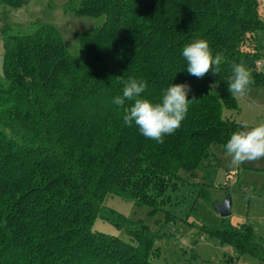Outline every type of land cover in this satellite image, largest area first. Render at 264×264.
Returning a JSON list of instances; mask_svg holds the SVG:
<instances>
[{"label":"trees","instance_id":"1","mask_svg":"<svg viewBox=\"0 0 264 264\" xmlns=\"http://www.w3.org/2000/svg\"><path fill=\"white\" fill-rule=\"evenodd\" d=\"M29 0H0L20 8ZM76 16H104L81 33L69 54L58 31L36 22L26 35L0 28V264H154L164 237L105 205L109 196L156 211L166 192L192 175L241 130L236 96L227 91L232 64L243 63L264 87L254 34L264 31L258 0H70ZM196 39L222 53L220 73L190 75L183 48ZM143 78L142 98L161 101L172 84L196 98L181 127L159 144L123 122V80ZM224 149V148H223ZM198 196L208 197L203 185ZM173 216L167 217V221ZM96 219L124 230L129 241L92 230ZM197 237L231 246L264 264V239L248 224L194 225ZM229 257L228 264H234ZM168 264V263H164Z\"/></svg>","mask_w":264,"mask_h":264},{"label":"rangeland","instance_id":"2","mask_svg":"<svg viewBox=\"0 0 264 264\" xmlns=\"http://www.w3.org/2000/svg\"><path fill=\"white\" fill-rule=\"evenodd\" d=\"M70 0H29L20 8L7 7L0 3V28L8 26L10 35H26L33 31L36 22L53 26L59 33L67 52L72 56L79 53L81 33L101 27L104 16L82 17L65 11ZM78 7L81 0H71ZM264 16V0H259ZM260 54L264 56V31L254 34ZM3 46L0 39V74L2 72ZM264 58V57H262ZM264 74V69L261 70ZM241 120L249 127L256 123L254 102L239 97ZM257 99L264 104V89ZM256 101V99H255ZM264 122V105L259 107ZM242 130V129H241ZM231 157L218 144L210 147L209 156L192 175L180 171V182L175 189H168L163 206L153 211L148 206H137L133 201L112 195L106 199L108 208L130 220L141 221L153 232L164 237L155 242L160 257L154 264H228L229 257L234 264H263L252 256H238L235 250L220 244L215 238L197 237L195 228L189 226L219 223L221 217L215 206L228 197L231 201L230 216L234 225L248 224L258 239H264V159L233 167ZM203 185L208 197L198 196L195 187ZM173 216L167 221V217ZM93 231L116 236L124 241L129 237L124 230L108 222L96 219Z\"/></svg>","mask_w":264,"mask_h":264},{"label":"clouds","instance_id":"3","mask_svg":"<svg viewBox=\"0 0 264 264\" xmlns=\"http://www.w3.org/2000/svg\"><path fill=\"white\" fill-rule=\"evenodd\" d=\"M182 56L187 62V72L194 77L203 78L209 71L220 73L223 55L219 52L213 55L205 39L187 44ZM231 67L232 75L226 82L227 91L233 96L243 97L251 91L254 83L252 75L242 62L233 63ZM147 86L145 79L129 76L123 80L122 95L115 96L112 103L124 107L126 102L134 101L130 107H124V124L129 127L134 124L145 138L163 144L165 136L174 134L181 127L196 98L189 99L190 85L180 83L172 84L163 93L161 101L153 103L141 97ZM241 129L233 132L223 145L233 167L264 159V122L254 127L244 123Z\"/></svg>","mask_w":264,"mask_h":264},{"label":"crops","instance_id":"4","mask_svg":"<svg viewBox=\"0 0 264 264\" xmlns=\"http://www.w3.org/2000/svg\"><path fill=\"white\" fill-rule=\"evenodd\" d=\"M259 10H260V5H259ZM260 14L262 15L261 11H260ZM262 57H264V56H262ZM263 89H264V87H261L259 89H251V91L247 95L244 96L245 99H249L255 103L253 106V110H255L254 118L257 116H259V117L256 118V121H255L256 123H254V126L260 124V123H257V121L261 120V115L259 114L258 111L260 109L259 107L263 106L264 104L262 103V101L257 99V96L259 95V93L263 92ZM239 97L240 96H236L237 103L240 100ZM255 99H256V101H255ZM238 106H239V111H238V114L236 115V120L239 121L241 124H243L242 120H241V107L239 104H238Z\"/></svg>","mask_w":264,"mask_h":264},{"label":"water","instance_id":"5","mask_svg":"<svg viewBox=\"0 0 264 264\" xmlns=\"http://www.w3.org/2000/svg\"><path fill=\"white\" fill-rule=\"evenodd\" d=\"M231 201L230 198H226L223 203L215 206L216 211L222 219L230 216Z\"/></svg>","mask_w":264,"mask_h":264},{"label":"built area","instance_id":"6","mask_svg":"<svg viewBox=\"0 0 264 264\" xmlns=\"http://www.w3.org/2000/svg\"><path fill=\"white\" fill-rule=\"evenodd\" d=\"M255 69L256 71H261L264 69V58H260L255 63Z\"/></svg>","mask_w":264,"mask_h":264}]
</instances>
